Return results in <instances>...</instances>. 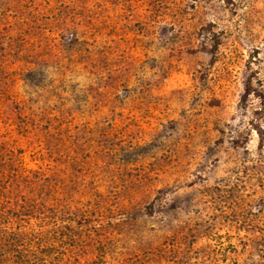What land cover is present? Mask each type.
Instances as JSON below:
<instances>
[{
  "label": "rangeland",
  "instance_id": "1",
  "mask_svg": "<svg viewBox=\"0 0 264 264\" xmlns=\"http://www.w3.org/2000/svg\"><path fill=\"white\" fill-rule=\"evenodd\" d=\"M59 10L79 51L0 105V264H264V0Z\"/></svg>",
  "mask_w": 264,
  "mask_h": 264
},
{
  "label": "trees",
  "instance_id": "2",
  "mask_svg": "<svg viewBox=\"0 0 264 264\" xmlns=\"http://www.w3.org/2000/svg\"><path fill=\"white\" fill-rule=\"evenodd\" d=\"M64 2L65 0H0V40H8L3 46L10 45V52L0 58V105L3 102L11 103L20 109L25 106L22 97L11 93L14 87L17 89L21 84L25 88L33 87L41 76L37 67L38 60L34 57L37 51L36 40H56V36L62 38L71 35L75 38L71 41L76 44L77 50L81 46L80 26L71 22L59 10ZM51 20H56V30L48 27ZM70 45L68 43V48L63 49L61 59L66 58L63 55L69 52ZM68 65L70 64L64 66L65 70L70 67ZM10 71L16 74L13 75Z\"/></svg>",
  "mask_w": 264,
  "mask_h": 264
}]
</instances>
